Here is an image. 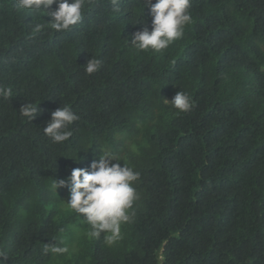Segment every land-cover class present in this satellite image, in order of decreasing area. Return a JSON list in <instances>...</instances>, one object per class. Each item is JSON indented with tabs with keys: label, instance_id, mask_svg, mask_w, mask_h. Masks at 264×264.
<instances>
[{
	"label": "trees",
	"instance_id": "trees-1",
	"mask_svg": "<svg viewBox=\"0 0 264 264\" xmlns=\"http://www.w3.org/2000/svg\"><path fill=\"white\" fill-rule=\"evenodd\" d=\"M142 2L92 0L69 31L33 34L51 18L0 0V85L14 93L0 98V264H264V0H191L193 22L159 53L127 43L152 30ZM179 91L188 112L164 101ZM63 105L80 119L58 144L43 129ZM104 149L140 173L112 246L53 188Z\"/></svg>",
	"mask_w": 264,
	"mask_h": 264
},
{
	"label": "clouds",
	"instance_id": "clouds-1",
	"mask_svg": "<svg viewBox=\"0 0 264 264\" xmlns=\"http://www.w3.org/2000/svg\"><path fill=\"white\" fill-rule=\"evenodd\" d=\"M92 0H16L15 9L18 12H27L41 17L48 16L50 22L35 23L33 34L40 33L45 28L56 32L69 31L73 26L81 23L86 7ZM142 8L138 9L141 22L144 8H149L152 15V30L147 28L137 31L127 43L138 51H153L155 53L166 50L176 40L183 38L185 27L193 20L189 11L191 0H143ZM53 5L55 8L53 9ZM114 12L121 11L119 0H112ZM101 68V61L92 57L84 66L87 74L91 75ZM10 86L0 85V98L10 100L13 97ZM179 112H188L195 105L192 98L185 92L179 91L169 102ZM40 104V103H39ZM39 104L25 103L19 110L22 117L32 122L39 111ZM80 117L69 105L51 113V119L43 129L53 143L62 144L73 136L71 126ZM77 160L76 158L73 159ZM116 161L117 163H113ZM120 157L108 149L98 160H94L90 169L76 168L71 171L67 180H55L53 188L67 187L69 199L67 206L83 217L89 230L87 235L91 239H100L112 246L123 239L122 225L132 222L135 216L134 205L140 196L134 186L140 179V173L132 167L123 164ZM53 254H67V245H45L44 252ZM2 255V253H0ZM160 259L164 257L161 255Z\"/></svg>",
	"mask_w": 264,
	"mask_h": 264
}]
</instances>
